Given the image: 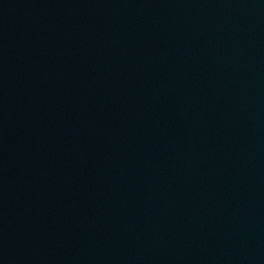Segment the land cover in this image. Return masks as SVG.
Wrapping results in <instances>:
<instances>
[{"label":"water","instance_id":"water-1","mask_svg":"<svg viewBox=\"0 0 264 264\" xmlns=\"http://www.w3.org/2000/svg\"><path fill=\"white\" fill-rule=\"evenodd\" d=\"M0 264H264V0H0Z\"/></svg>","mask_w":264,"mask_h":264}]
</instances>
